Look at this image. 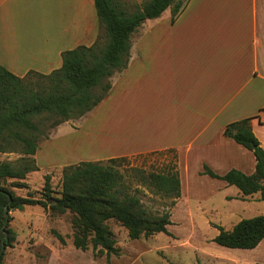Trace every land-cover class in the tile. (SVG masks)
Returning a JSON list of instances; mask_svg holds the SVG:
<instances>
[{"label": "crops", "instance_id": "crops-1", "mask_svg": "<svg viewBox=\"0 0 264 264\" xmlns=\"http://www.w3.org/2000/svg\"><path fill=\"white\" fill-rule=\"evenodd\" d=\"M173 7L133 33L128 68L112 77L109 96L89 113L124 103L132 88L134 105L140 94L150 106L149 136L138 135L133 149L105 159L175 153L181 198L172 223L179 203L192 197H220L229 213L251 212L260 193L244 196L203 172H256L253 152L225 136V129L251 118L264 148V0H190L175 20ZM101 34L95 0H0V65L18 77L60 69L64 52L90 47Z\"/></svg>", "mask_w": 264, "mask_h": 264}, {"label": "trees", "instance_id": "trees-1", "mask_svg": "<svg viewBox=\"0 0 264 264\" xmlns=\"http://www.w3.org/2000/svg\"><path fill=\"white\" fill-rule=\"evenodd\" d=\"M190 0H95L102 34L90 47L80 46L64 52L63 65L50 74L31 71L21 78L0 65V153H19L16 162H0V253L12 248L15 233L10 228L9 213L27 206L40 205L45 210L74 214L73 245L81 251L101 248L108 260L120 256L121 250L108 224L114 220L128 232L131 240L149 239L168 234L172 224L169 210L154 215L145 207L137 192L121 171L126 157L108 161H86L64 169L62 190L54 196L51 177L46 176L42 197L35 199L16 195L13 188L25 189L27 175L39 171L35 155L40 149L45 123L55 129L65 122L81 119L96 109L110 94L111 79L129 66L131 37L147 20L157 19L173 7V20ZM252 119L229 124L225 136L253 152L256 172L246 175L231 170L224 176L205 167L203 174L236 186L244 196L260 193L264 201V148L252 130ZM175 165L164 172L144 176L157 193L172 199L171 209L181 198V180L175 154ZM9 180H13L9 187ZM5 227L8 240L2 230ZM213 240L227 249L253 250L264 241V215L240 221L231 231L218 227ZM64 243V238L55 232ZM4 256V253H3ZM3 256L0 264H3Z\"/></svg>", "mask_w": 264, "mask_h": 264}, {"label": "rangeland", "instance_id": "rangeland-1", "mask_svg": "<svg viewBox=\"0 0 264 264\" xmlns=\"http://www.w3.org/2000/svg\"><path fill=\"white\" fill-rule=\"evenodd\" d=\"M145 90L142 88V92ZM134 95L132 88L124 96V103L112 106L107 103L92 115L84 116H89L84 122H81L83 118L71 120L58 132V127L50 128L51 122L45 123L39 155L42 166L27 175L25 189H11L18 196L40 199L45 178L50 176L53 195L59 196L66 167L86 161L106 162L110 160L105 159L109 154L133 149V139L150 134V106L141 101L140 94L134 105ZM139 102L142 104L138 105ZM21 157L19 153H0V162H16ZM174 157L172 152H157L126 157L127 161L121 164L132 193L137 192L154 215L172 212V199L157 193L142 178L149 173L167 171L175 165ZM12 182L9 180L7 185L11 187ZM229 208L220 197L201 202L194 197L186 198L175 210L169 233L149 239L131 240L127 230L111 220L108 224L121 255L108 260L101 248L94 250L90 246L84 252L74 247L73 213L45 210L40 205L27 206L9 213L15 241L12 248L5 250L3 264H264V241L253 250L227 249L213 242L218 235L217 226L230 229L244 219L263 216L264 201L256 202L251 212L229 213ZM55 232L64 238V243Z\"/></svg>", "mask_w": 264, "mask_h": 264}, {"label": "water", "instance_id": "water-1", "mask_svg": "<svg viewBox=\"0 0 264 264\" xmlns=\"http://www.w3.org/2000/svg\"><path fill=\"white\" fill-rule=\"evenodd\" d=\"M4 212H5V214H6L7 216L9 215V205H7V206L5 207ZM8 223H9V220L7 219L6 222H5V224H4V226H3V228H2V230H3V232H4V235H5V237H4L5 240H8V234L5 232V227L8 225ZM4 252H5V246H3L2 250H1V253H0V261H1V258H2V256H3V253H4Z\"/></svg>", "mask_w": 264, "mask_h": 264}]
</instances>
